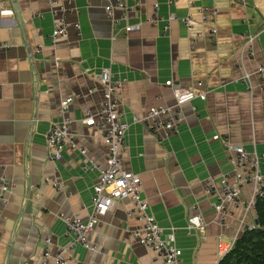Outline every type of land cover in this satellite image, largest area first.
Wrapping results in <instances>:
<instances>
[{
	"label": "crops",
	"instance_id": "obj_1",
	"mask_svg": "<svg viewBox=\"0 0 264 264\" xmlns=\"http://www.w3.org/2000/svg\"><path fill=\"white\" fill-rule=\"evenodd\" d=\"M115 1L75 0L66 12L69 33L54 43L48 0H0V7L15 10L13 16L0 15V44L9 45L0 51V177L11 186L7 202L0 200V264H42L46 237L54 253L65 250L68 264H161L126 232L136 225L127 215L129 199L119 201L89 232L90 242L103 246L104 254L76 243L61 216L87 222L94 211L92 194L107 165V148L80 119L102 102L98 75L103 68L125 80L116 93L129 124L124 168L140 175L141 195L162 235L177 228L180 264H218V238L233 241L255 222V211L230 204V226L218 224L216 199L206 193L205 180L235 176L226 141L256 151L264 167V89L256 77L253 88L244 78L264 64V0H125L127 16L116 9L112 20L105 7ZM202 6L216 7L218 14L202 22ZM188 14L194 19L192 32L184 22ZM255 32L254 57L238 65L246 37ZM198 79L208 91L206 99L176 107L166 82L191 87ZM69 96L68 114L76 120L80 143L90 149L89 158L66 150L51 161L46 132L60 120L59 105ZM152 104L181 114L176 134L159 140L134 121ZM54 178L59 189L47 181ZM250 193L246 186L243 197ZM195 213L208 225L188 233V217Z\"/></svg>",
	"mask_w": 264,
	"mask_h": 264
},
{
	"label": "built area",
	"instance_id": "obj_2",
	"mask_svg": "<svg viewBox=\"0 0 264 264\" xmlns=\"http://www.w3.org/2000/svg\"><path fill=\"white\" fill-rule=\"evenodd\" d=\"M244 2V0H234ZM75 0H48L52 7L54 16L53 42L65 37L69 33L70 23L67 21L66 12L72 9ZM156 11L158 3L155 2ZM108 16L114 20L116 9L122 11L127 16L128 7L125 0H116L106 4ZM216 7L202 6L200 8V20L206 22L213 20L218 14ZM15 13L12 7H0V15L13 16ZM155 17H152L153 21ZM184 22L189 32L194 30V19L191 15L184 18ZM76 30H80V24H73ZM139 25L127 26L126 31L137 29ZM216 27H210V31L216 33ZM198 35L193 34L192 38L197 39ZM258 32L251 33L246 37L242 46L238 65L243 59L253 58L255 55L256 41ZM8 44H0V51L7 49ZM36 55L41 53V47L37 46ZM256 77L259 85L264 89V64H257L253 71H246L244 78L248 81L249 87L253 88L251 78ZM98 81L102 90V102L97 108H87L83 117L80 119L86 126L95 129L98 136L104 141L107 148V165L101 170L99 182L94 186L92 194V204L94 211L89 221L85 222L77 216H67L61 214L66 221L67 232L74 235V241L80 243L90 250L104 254L103 246L90 242L88 235L100 218L112 211L115 205L121 201L129 199L132 207L127 215L133 216L136 225L126 227V232L137 244L151 249L161 264H180L182 249L176 243L175 233L177 228H172V232L163 236L162 228L158 224L154 215L149 211L150 203L148 199L141 195L142 179L139 174L124 168V156L126 151V136L129 128L128 122L124 119V112L120 107V102L116 96L117 91L124 84L125 80L116 77L109 68H103L98 75ZM196 85L191 87H181L175 85L173 81L166 82L172 86L176 107L191 101L193 98L200 97L206 99L208 91L204 88L202 79H198ZM71 96L64 99L58 108L60 120L53 122L46 132L47 157L51 161L62 158L64 151H77L89 158L90 149L79 141V133L74 128L76 120L68 112L72 105ZM134 121L143 125L146 131L155 135L159 140L176 134L182 123V116L179 112H174L172 106L162 104H152L147 113L143 116H134ZM226 151L234 166V177L225 174L219 180L208 178L205 180V191L209 196L216 199L213 204L217 213V222L223 228L230 226L229 219L232 217L230 204L239 205L245 212H254L256 201L259 196L264 195V167L261 157L256 151L247 150L242 144L225 142ZM233 178V179H232ZM57 189L60 183L57 179H48ZM251 187L249 197H243V189ZM10 183L6 178L0 177V200L7 202L6 194L10 191ZM207 222L200 213L192 214L188 217L187 231H204ZM43 248L42 264H68L65 258V250L58 249L54 253L51 245V238H45ZM234 241H226L218 238V253L224 255L231 249Z\"/></svg>",
	"mask_w": 264,
	"mask_h": 264
},
{
	"label": "trees",
	"instance_id": "obj_3",
	"mask_svg": "<svg viewBox=\"0 0 264 264\" xmlns=\"http://www.w3.org/2000/svg\"><path fill=\"white\" fill-rule=\"evenodd\" d=\"M257 223L244 229L218 264H264V195L255 206Z\"/></svg>",
	"mask_w": 264,
	"mask_h": 264
},
{
	"label": "water",
	"instance_id": "obj_4",
	"mask_svg": "<svg viewBox=\"0 0 264 264\" xmlns=\"http://www.w3.org/2000/svg\"><path fill=\"white\" fill-rule=\"evenodd\" d=\"M15 9L18 11V7H17V5H15ZM255 222L257 223V219H255ZM249 227V225H246L245 227H244V229H246V228H248Z\"/></svg>",
	"mask_w": 264,
	"mask_h": 264
},
{
	"label": "rangeland",
	"instance_id": "obj_5",
	"mask_svg": "<svg viewBox=\"0 0 264 264\" xmlns=\"http://www.w3.org/2000/svg\"><path fill=\"white\" fill-rule=\"evenodd\" d=\"M53 32H54V30H53ZM53 34V33H52Z\"/></svg>",
	"mask_w": 264,
	"mask_h": 264
}]
</instances>
